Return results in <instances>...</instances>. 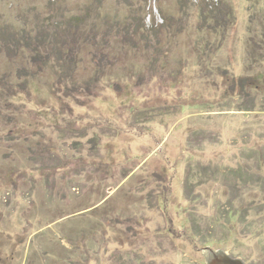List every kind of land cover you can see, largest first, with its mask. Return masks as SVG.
<instances>
[{
  "label": "rangeland",
  "instance_id": "rangeland-1",
  "mask_svg": "<svg viewBox=\"0 0 264 264\" xmlns=\"http://www.w3.org/2000/svg\"><path fill=\"white\" fill-rule=\"evenodd\" d=\"M201 5L0 0V264H264V0Z\"/></svg>",
  "mask_w": 264,
  "mask_h": 264
},
{
  "label": "trees",
  "instance_id": "trees-1",
  "mask_svg": "<svg viewBox=\"0 0 264 264\" xmlns=\"http://www.w3.org/2000/svg\"><path fill=\"white\" fill-rule=\"evenodd\" d=\"M194 3L196 4H204L205 6L202 7L201 5V12H200V15H201V23L202 25H210L212 22H216L217 24L219 22L222 21V19L224 17L226 18H229L231 16V12H224V13H221L218 8H217V0H194ZM231 11V10H230ZM98 15H96L97 17ZM99 19L101 20H105L102 18L101 15L98 16ZM90 20V15H86L85 17H77L75 19H73V24L70 23V25L75 28H77V26H81V25H84L86 22H88ZM132 19L130 22H128V25L131 26L134 21ZM91 21V20H90ZM98 19L94 17V20L93 22H96L97 23ZM133 21V22H132ZM142 21H144V18L142 19ZM168 22H170V20H166L164 19V23L163 25L161 26H157V27H154V25L152 26H148L147 28L144 27V26H140V31H142V33H145L146 35H151V36H157V34L161 33L162 29H164L166 27V24H168ZM75 25V26H74ZM168 26V25H167ZM129 28V27H128ZM126 28L125 31H123V34H124V38L126 41L129 40V37H128V34H133L135 32H137L138 30L135 29L134 31H130V29ZM155 28H157L158 30H156ZM55 31V32H54ZM54 31H52L51 33V37L49 36H46V35H39V36H36L35 38L31 39L29 37H24L22 36V38L24 39L23 41H25L26 44H28L27 46H30L32 43L36 42L38 44H40L41 46H43L44 48H47L49 47L51 52L50 53H46V57L45 58H48L50 59V55H53L55 56L57 59L55 60L57 62V65L59 66L61 72H68V69L65 67L62 66V63L63 64H66L65 63V55H66V52L67 51H64L62 50L63 48V45L62 44V38L60 35H58V27L57 29H54ZM142 36V35H141ZM142 39L145 40L147 39V36H142ZM53 45V47H51ZM64 57V58H63ZM69 64V62H68ZM68 66V65H67ZM60 76H62L63 74H59Z\"/></svg>",
  "mask_w": 264,
  "mask_h": 264
},
{
  "label": "water",
  "instance_id": "water-1",
  "mask_svg": "<svg viewBox=\"0 0 264 264\" xmlns=\"http://www.w3.org/2000/svg\"><path fill=\"white\" fill-rule=\"evenodd\" d=\"M206 264H245L241 259L232 258L225 252H209Z\"/></svg>",
  "mask_w": 264,
  "mask_h": 264
}]
</instances>
